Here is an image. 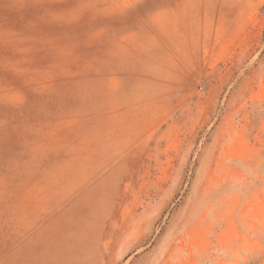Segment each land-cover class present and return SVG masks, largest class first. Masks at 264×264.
Returning <instances> with one entry per match:
<instances>
[{"label": "rangeland", "instance_id": "rangeland-1", "mask_svg": "<svg viewBox=\"0 0 264 264\" xmlns=\"http://www.w3.org/2000/svg\"><path fill=\"white\" fill-rule=\"evenodd\" d=\"M0 0V264H264V0Z\"/></svg>", "mask_w": 264, "mask_h": 264}, {"label": "snow or ice", "instance_id": "snow-or-ice-1", "mask_svg": "<svg viewBox=\"0 0 264 264\" xmlns=\"http://www.w3.org/2000/svg\"><path fill=\"white\" fill-rule=\"evenodd\" d=\"M155 7L156 4L154 3V0H136L132 5L133 10L141 9L146 14L154 11Z\"/></svg>", "mask_w": 264, "mask_h": 264}]
</instances>
